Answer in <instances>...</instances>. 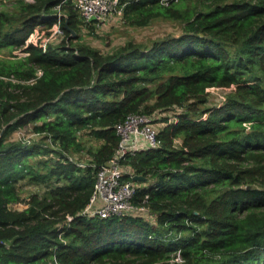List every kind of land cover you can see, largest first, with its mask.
Masks as SVG:
<instances>
[{"label": "trees", "instance_id": "obj_1", "mask_svg": "<svg viewBox=\"0 0 264 264\" xmlns=\"http://www.w3.org/2000/svg\"><path fill=\"white\" fill-rule=\"evenodd\" d=\"M60 2L0 9V50L23 51L0 57V264H264V0H120L131 25L164 18L182 31L112 51L73 42L95 26L65 0L61 39L26 44L53 25ZM210 87L231 89L202 107ZM175 107L159 146L121 159L146 177L133 202L154 221L86 214L117 124ZM27 128L32 141L10 139ZM80 134L99 140L86 162L73 156L85 148ZM23 179L46 189L19 209Z\"/></svg>", "mask_w": 264, "mask_h": 264}, {"label": "built area", "instance_id": "obj_2", "mask_svg": "<svg viewBox=\"0 0 264 264\" xmlns=\"http://www.w3.org/2000/svg\"><path fill=\"white\" fill-rule=\"evenodd\" d=\"M32 1V0H29ZM79 17L86 24L95 27L106 24L113 16L122 12L120 0H72ZM177 0H161L168 4ZM61 0L56 5L57 19L47 33L41 35L37 31V39L31 32L26 44L33 43L43 49L47 48L50 42L60 39L64 35L62 27ZM116 133L119 141L113 156L96 171V182L93 194L84 212L89 215L98 214L102 217L110 215H121L124 213L148 214L149 210L145 205H138L133 202L136 193L137 183L133 179L125 178L126 174L133 175L130 168L121 163V159L127 154L150 147H157L161 144L158 130L155 127L154 115L135 112L129 113L125 119L116 126ZM180 260V255L176 257Z\"/></svg>", "mask_w": 264, "mask_h": 264}, {"label": "rangeland", "instance_id": "obj_3", "mask_svg": "<svg viewBox=\"0 0 264 264\" xmlns=\"http://www.w3.org/2000/svg\"><path fill=\"white\" fill-rule=\"evenodd\" d=\"M193 1L198 5V8H204L207 4V0ZM188 3L190 4V1H188ZM1 8L12 10V0H0V9ZM36 29L39 33H41V35H45L47 33V28H44L42 26H37ZM37 31H34L32 39L33 36H37ZM181 31L182 23L178 20L157 18L152 20L148 25L135 26L127 22L126 18L123 15V12H118L106 24L93 28H82L79 31L78 36L74 38L73 42L85 43L96 47L101 51H112L128 41L150 44L155 39L162 38L167 35H176ZM13 53L23 55V51L20 48L13 49L12 51H9L8 49H2L0 50V57H10ZM230 89L231 87H210L208 89V101L204 105H202V107L220 106L226 100L227 94L229 93ZM181 111H183V108L175 107L155 113L154 123L156 129L159 131L166 125L164 117H168L169 120H175L176 113H179ZM33 136L34 135L29 131V128L17 129L9 133L10 139L23 138L32 141ZM80 140L85 148L83 149V151L74 153V155H72L80 161L86 162L89 160L87 149L96 147L99 144V140H96L87 134H80ZM132 173L134 174V172ZM18 186L23 200L14 203L13 207L19 209L26 206V202L24 199L28 198V195L35 192L42 194L46 189V185L34 184L27 181L26 179L20 180ZM148 216L152 221H154V216L149 215V213Z\"/></svg>", "mask_w": 264, "mask_h": 264}, {"label": "water", "instance_id": "obj_4", "mask_svg": "<svg viewBox=\"0 0 264 264\" xmlns=\"http://www.w3.org/2000/svg\"><path fill=\"white\" fill-rule=\"evenodd\" d=\"M65 26L72 32L73 36L76 35V31L73 28L69 27L67 22H66ZM132 179L135 180V181H143V180H146V177L141 175V174L134 173L133 176H132Z\"/></svg>", "mask_w": 264, "mask_h": 264}, {"label": "crops", "instance_id": "obj_5", "mask_svg": "<svg viewBox=\"0 0 264 264\" xmlns=\"http://www.w3.org/2000/svg\"><path fill=\"white\" fill-rule=\"evenodd\" d=\"M145 183H141V184H139V185H144Z\"/></svg>", "mask_w": 264, "mask_h": 264}]
</instances>
